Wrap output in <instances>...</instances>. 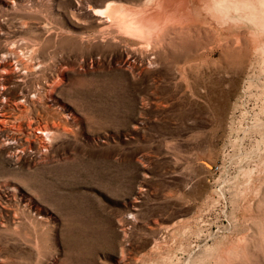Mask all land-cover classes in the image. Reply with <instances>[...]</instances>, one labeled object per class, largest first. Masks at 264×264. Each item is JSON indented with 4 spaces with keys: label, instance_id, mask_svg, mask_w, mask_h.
<instances>
[{
    "label": "rangeland",
    "instance_id": "rangeland-1",
    "mask_svg": "<svg viewBox=\"0 0 264 264\" xmlns=\"http://www.w3.org/2000/svg\"><path fill=\"white\" fill-rule=\"evenodd\" d=\"M84 2L101 4L0 0V49L36 44L40 63L27 76L15 57L17 73L0 66L8 133L69 129L41 153L0 134V264H264V66L194 65L191 93L164 61L125 73L122 54L72 38L98 29ZM61 70L54 102L21 115ZM215 75L228 98L205 96Z\"/></svg>",
    "mask_w": 264,
    "mask_h": 264
},
{
    "label": "bare ground",
    "instance_id": "bare-ground-1",
    "mask_svg": "<svg viewBox=\"0 0 264 264\" xmlns=\"http://www.w3.org/2000/svg\"><path fill=\"white\" fill-rule=\"evenodd\" d=\"M127 1L84 2L85 12L98 29L90 34L73 35L72 38L84 51L96 48L100 52L122 54L115 61L117 69L132 75L147 73L151 68L162 65L163 61L173 65L177 67L175 75L181 82L179 84L184 85L189 93L191 84L188 74L194 65L204 64L214 68L215 63L224 64L230 59L237 64L242 63L244 69L248 66L243 61L246 57L248 63L250 58L256 62V68L264 66V0H130L125 3ZM12 6L15 9L13 3ZM35 46L7 43L0 49V66L9 73H17L14 63L9 60L15 57L26 76L36 73L40 63L33 62L38 52ZM24 51L30 55L28 62L20 55ZM3 55L8 58H2ZM93 65L94 60H91L89 67ZM57 74L56 80L34 88L24 97V103L16 105L21 115L38 106L44 107L48 101L54 102V96L65 79V71ZM211 78L207 79L210 87L206 89L208 94L205 96L215 94L228 98L230 90L223 88L224 84L218 81L216 75ZM228 83H235V80ZM3 91H0V97ZM4 118L0 114V134L6 138L4 142L11 151L16 146L12 142L24 137L29 150L36 144L41 153L49 149L53 141L69 133L63 125L47 124L42 127L36 123L34 126L31 120L26 126L14 124L11 127L14 133L10 135ZM13 157L17 160L21 158L18 153H13ZM204 169L209 172L212 167L207 163Z\"/></svg>",
    "mask_w": 264,
    "mask_h": 264
}]
</instances>
